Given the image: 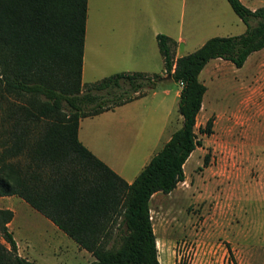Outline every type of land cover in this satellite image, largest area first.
Listing matches in <instances>:
<instances>
[{
  "label": "trees",
  "instance_id": "obj_1",
  "mask_svg": "<svg viewBox=\"0 0 264 264\" xmlns=\"http://www.w3.org/2000/svg\"><path fill=\"white\" fill-rule=\"evenodd\" d=\"M246 25L239 36L213 37L176 57L177 43L159 34L167 75L182 83L175 131L132 183L79 140L80 120L143 97L160 75L118 73L82 83L88 0H0V197L17 196L74 240L95 260L89 264H160L150 202L186 180L184 166L201 146L197 118L207 87L199 79L217 59L242 68L264 50V6L227 0ZM211 117L201 134L213 132ZM204 163L208 164V156ZM0 209V264H35L18 255ZM115 237L119 245H109Z\"/></svg>",
  "mask_w": 264,
  "mask_h": 264
},
{
  "label": "rangeland",
  "instance_id": "obj_2",
  "mask_svg": "<svg viewBox=\"0 0 264 264\" xmlns=\"http://www.w3.org/2000/svg\"><path fill=\"white\" fill-rule=\"evenodd\" d=\"M241 1L251 10L264 6V0ZM90 5L85 84L116 74L111 61L115 51L126 48L120 44L121 36L136 39V48L145 49L149 57L144 65H133L138 68L135 72L163 76L158 34L183 39L176 49V56L181 57L213 37L239 36L246 31L227 0H90ZM106 19L112 23L103 29ZM199 79L207 87L196 126L201 146L186 162V180L170 194H155L150 202L160 264H264V50L253 53L242 68L212 60ZM166 89L170 96H165ZM179 90L180 85L164 74L155 90L133 101L128 122L119 124L121 131L129 130L130 140L119 150L110 147L107 153L118 168L123 167L127 179L135 178L146 164L144 149L160 151L182 126ZM3 110L1 106L0 143ZM211 117L212 134H201L199 127ZM109 118L89 120L85 125L91 124L108 146H114L109 132L110 128L118 131L115 124L120 117ZM131 143L136 151L127 147ZM0 209L14 214L8 229L22 258L35 264L95 260L19 197H0ZM113 243L119 245L120 239L115 237L109 245Z\"/></svg>",
  "mask_w": 264,
  "mask_h": 264
},
{
  "label": "crops",
  "instance_id": "obj_3",
  "mask_svg": "<svg viewBox=\"0 0 264 264\" xmlns=\"http://www.w3.org/2000/svg\"><path fill=\"white\" fill-rule=\"evenodd\" d=\"M90 7H91L90 0H88L87 25H88V20L90 19V13H91V8ZM253 10H256V9H253ZM124 22H125V18H124ZM110 23H112V21H108L106 19V21H103L102 28L106 29L107 25L110 24ZM87 25H86V36H87V28H88ZM128 25L129 24H127V26ZM106 34H105V36H106ZM86 36H85V45H84V59H83V73H82V83H83L84 86L89 85V84H85L83 82L84 81V76H85V70H86L85 69V58H86L85 46H86V38H87ZM121 39L122 40H120V44L122 46H125L127 49L125 48L123 50L115 51L113 53V57L114 58L111 61V66H113L114 71H117V72H115L116 74H118V73H136L135 69H138V68H135L133 65H135V63H142V62H143V65H144L147 62L148 58H149L147 56V52H146L145 49H137L136 48L139 45V43L133 37H129L128 38L127 36H125V37L121 36ZM107 42H108V40H104L105 44ZM175 42L177 43V47H178L179 44H183L184 43V40L179 38ZM158 48H159V46H158ZM141 72L145 73L143 70H141ZM162 74H163V77H164V74H166L165 68H164V71H163ZM113 75H115V74H113ZM93 83H95V82H93ZM164 94H165V96H170V90L166 89ZM176 96L177 97L180 96V90L176 92ZM131 104H133V101L130 102V103H127L125 105L116 107V108H114L112 110L103 112V113H101L99 115L81 119L80 120V125H79V135H78L79 136V140L82 142V144L85 147H87L96 157H98L103 162H105L112 170H114L119 176H121L128 183H132L136 179V177L141 173V171L149 164L151 159L162 150L164 145L170 140V138L172 136V135H170L168 137L166 142L163 144L161 150L158 151V152H157V149L155 150L154 147H148V148L144 149L143 150V151H145L144 152V157L147 159L146 164H144V166H142L141 171L139 172V174L135 178L127 179L122 174L124 172L123 167L122 168H118L119 166L116 165L114 162H112L109 159L110 157L108 156L107 152H108V149H110V147H113L114 149H118V150L120 148H123L124 147V142L130 140L129 130H126L125 132L121 131L119 124L128 122L127 116L130 113L129 110H130ZM118 115H119L120 119L118 120L117 124H115L116 125L115 128L118 131L115 132V131H113V128H110L111 131L109 132V134H110L109 138L111 140V144L114 143L113 144L114 146H112V145L108 146L107 142H106L107 139L104 140V138H103L104 136L102 137L100 135H97L91 124L86 123V125H85V122H88L89 120H94V119H97V118H102V119L105 118L104 121H107V119L108 120L110 119L109 116L115 117V116H118ZM166 116L168 117V115H166ZM110 122L113 124L112 121H110ZM127 132H128V134H127ZM99 141H101V143ZM127 147L130 148V150H131V148H134L135 151H136V147L134 146L133 143H131Z\"/></svg>",
  "mask_w": 264,
  "mask_h": 264
},
{
  "label": "water",
  "instance_id": "obj_4",
  "mask_svg": "<svg viewBox=\"0 0 264 264\" xmlns=\"http://www.w3.org/2000/svg\"><path fill=\"white\" fill-rule=\"evenodd\" d=\"M168 78H172V75H168Z\"/></svg>",
  "mask_w": 264,
  "mask_h": 264
},
{
  "label": "built area",
  "instance_id": "obj_5",
  "mask_svg": "<svg viewBox=\"0 0 264 264\" xmlns=\"http://www.w3.org/2000/svg\"><path fill=\"white\" fill-rule=\"evenodd\" d=\"M179 85H180V87H182V83H180Z\"/></svg>",
  "mask_w": 264,
  "mask_h": 264
}]
</instances>
